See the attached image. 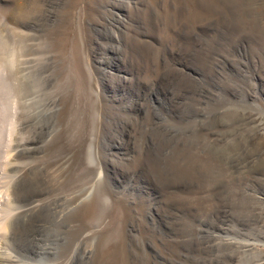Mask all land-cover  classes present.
<instances>
[{"label":"rangeland","instance_id":"374dc122","mask_svg":"<svg viewBox=\"0 0 264 264\" xmlns=\"http://www.w3.org/2000/svg\"><path fill=\"white\" fill-rule=\"evenodd\" d=\"M0 77L10 264H264V0H0Z\"/></svg>","mask_w":264,"mask_h":264},{"label":"bare ground","instance_id":"6f19581e","mask_svg":"<svg viewBox=\"0 0 264 264\" xmlns=\"http://www.w3.org/2000/svg\"><path fill=\"white\" fill-rule=\"evenodd\" d=\"M0 79H1V77H0ZM11 207H12L11 206V200L8 197V194L7 193L5 194V192H3V193L0 192V212L2 213V215H0V264H10L8 261H11L10 260L11 257H10V259L7 258V257H9V253L7 251V245H9V244L6 241L7 240V233L6 232H7V227H8V219L10 218V216L12 214V210H11L12 208ZM9 220H11V219H9ZM116 248H117V246H116ZM11 255H13V254L11 253ZM12 261H13V259H12ZM14 261H15V259H14ZM12 264H14V262H12ZM15 264H17V263L15 262Z\"/></svg>","mask_w":264,"mask_h":264}]
</instances>
